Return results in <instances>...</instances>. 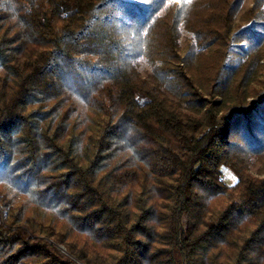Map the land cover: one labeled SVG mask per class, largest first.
<instances>
[{
    "label": "trees",
    "instance_id": "obj_1",
    "mask_svg": "<svg viewBox=\"0 0 264 264\" xmlns=\"http://www.w3.org/2000/svg\"><path fill=\"white\" fill-rule=\"evenodd\" d=\"M242 224L258 264L264 0H0V264H207Z\"/></svg>",
    "mask_w": 264,
    "mask_h": 264
},
{
    "label": "rangeland",
    "instance_id": "obj_2",
    "mask_svg": "<svg viewBox=\"0 0 264 264\" xmlns=\"http://www.w3.org/2000/svg\"><path fill=\"white\" fill-rule=\"evenodd\" d=\"M247 6H248V4L246 3V5L243 7L240 14L248 11L249 7H247ZM238 17H239V15H238ZM243 24L244 23H242V25ZM15 25H16L17 29L20 28V25H17V23ZM14 30L15 29L12 27V30L10 31V33ZM183 39H185V38H183ZM182 43H183V41H181V44ZM67 96H68L67 101L65 99H58L55 102H51L50 105H56L57 104L58 108H60L62 111H65L66 109H72L74 112H76L75 114H72V115L77 118L78 123H79L80 120H82V118L84 116H87L90 111H88L87 110L88 107L84 103H82L79 99H77L76 97H73L71 95H67ZM90 117H92V116H90ZM96 117H98V115H96ZM117 154L119 155V157H121L120 159H122L124 157L131 156L130 154H128L127 151H124V150H122L120 153L117 152ZM257 168H259L258 164H256L253 168L250 169V173L255 174ZM229 194L226 196H217V197L210 198L208 201V204H206V207L208 208L209 211L213 212V210L217 209L222 204L224 205L225 203L226 204L229 203L228 202L229 199L224 201V197L228 196V198H230ZM208 210H206L205 212H208ZM48 215L50 217L46 220L47 223L49 221H51L52 223L60 221L62 223L61 217H59L58 215H55V213H51ZM52 223H51V225H52ZM64 223L66 224L67 222L64 221ZM253 229L254 228L252 227V225L246 226L245 224H242L241 230L239 232L233 234L231 236V238H229L224 245L217 247V257H216V259L214 257H211V259L208 260L209 263H211V264H231V261L229 259H231L230 257L234 256V254H235V252H232L234 249V247H233L234 242L239 243V241L241 239L248 238L250 233L253 231ZM77 237L78 236L74 235L73 237H71V240H73V241H74V239L78 240L79 238H77ZM84 241L88 242L86 244H90V239L86 238V237L81 238L79 243L83 244V243H85ZM159 241L164 242V240H159ZM58 250L60 252L64 253V250L61 247H58ZM234 250L236 251V249H234ZM226 256H228V259L224 258ZM246 260L249 261V264H253L254 263L253 261H255L254 257L251 256L250 253H249V258L248 259L246 258ZM209 263H207V264H209ZM258 264H264V261H261Z\"/></svg>",
    "mask_w": 264,
    "mask_h": 264
}]
</instances>
